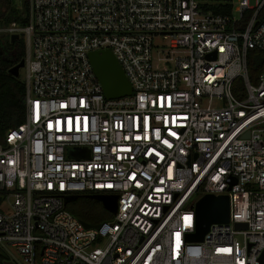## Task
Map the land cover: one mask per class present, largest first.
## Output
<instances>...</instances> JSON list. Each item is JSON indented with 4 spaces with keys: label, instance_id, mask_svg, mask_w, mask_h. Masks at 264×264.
<instances>
[{
    "label": "built area",
    "instance_id": "1",
    "mask_svg": "<svg viewBox=\"0 0 264 264\" xmlns=\"http://www.w3.org/2000/svg\"><path fill=\"white\" fill-rule=\"evenodd\" d=\"M15 4L28 24L0 33L24 35L26 116L0 142V248L16 264H262L264 0ZM104 49L130 95L106 97L89 59ZM84 194L117 196L113 218L87 228L65 207ZM206 194L230 219L192 241Z\"/></svg>",
    "mask_w": 264,
    "mask_h": 264
},
{
    "label": "trees",
    "instance_id": "2",
    "mask_svg": "<svg viewBox=\"0 0 264 264\" xmlns=\"http://www.w3.org/2000/svg\"><path fill=\"white\" fill-rule=\"evenodd\" d=\"M218 1L212 0V3ZM212 8L217 13L231 12L228 5L222 7V4H216ZM25 13L27 14V10H25ZM25 13L23 14L18 10L15 0H0V17L4 26L14 21L21 25H27L28 19ZM3 37L0 35V142L3 141L8 130L21 125L26 116L25 83L9 72L12 67L25 58V41L22 38L14 40L8 38L5 41ZM249 61L250 75L255 80L261 70L263 58L255 50H252ZM81 196H75V199ZM65 207L74 216L88 224H97L113 218V214L104 208L85 213L83 210L70 207L69 201L66 202ZM5 260L11 259L8 255L0 253V261L4 262Z\"/></svg>",
    "mask_w": 264,
    "mask_h": 264
},
{
    "label": "water",
    "instance_id": "3",
    "mask_svg": "<svg viewBox=\"0 0 264 264\" xmlns=\"http://www.w3.org/2000/svg\"><path fill=\"white\" fill-rule=\"evenodd\" d=\"M12 40L19 39L15 34ZM89 59L93 70L103 86L107 98H120L132 93V86L115 55L110 49L92 51L89 53ZM25 61L21 60L10 69V73L18 77L21 67H24ZM248 135V133H247ZM92 198L100 200L104 207L111 213L117 211V196H104L98 194L89 195ZM75 196H69L67 199H73ZM196 211V232L190 235L192 241H202L205 234L209 231L213 223H227L230 219V202L227 195L206 194L195 204ZM87 228L97 226L84 222ZM237 227H246L244 223H237ZM261 263L264 264V252L261 257ZM4 264H16L13 260H5Z\"/></svg>",
    "mask_w": 264,
    "mask_h": 264
},
{
    "label": "rangeland",
    "instance_id": "4",
    "mask_svg": "<svg viewBox=\"0 0 264 264\" xmlns=\"http://www.w3.org/2000/svg\"><path fill=\"white\" fill-rule=\"evenodd\" d=\"M3 22L1 20L0 17V28L3 27ZM1 36H4V40L6 41V39L10 38L9 35H6L4 33H0ZM19 38H24V35L21 34ZM24 40V39H23ZM19 79L23 80L25 78V67H21L20 71H19ZM239 84H242L243 82L241 80H238ZM220 101H215V105H219ZM69 201V206L73 207L75 209H80L83 210V212L87 213V212H94L96 209L98 208H104L105 210H107L103 203L100 200H97L95 198L90 197L88 194H84V196L82 195L81 197H78L77 199L73 198V199H67L66 202ZM6 203L3 204V206H5ZM108 211V210H107ZM111 213V212H110ZM0 253H4L6 255H8V257L11 260H14L16 262L19 261V254L17 253V251L15 250L14 247L10 246V245H6L5 249L2 250V247L0 248Z\"/></svg>",
    "mask_w": 264,
    "mask_h": 264
}]
</instances>
